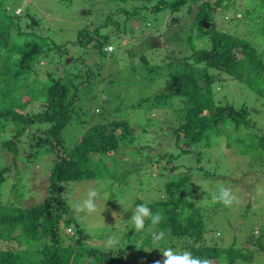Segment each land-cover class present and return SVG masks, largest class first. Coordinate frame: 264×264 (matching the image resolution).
<instances>
[{
	"label": "trees",
	"instance_id": "trees-1",
	"mask_svg": "<svg viewBox=\"0 0 264 264\" xmlns=\"http://www.w3.org/2000/svg\"><path fill=\"white\" fill-rule=\"evenodd\" d=\"M127 1L95 0L98 11L92 17L86 16L88 11H82L87 22L76 31L73 39L57 44L42 34L40 20L28 10L20 16L15 14L18 0L8 3L0 0V134L12 132L16 136L14 139L28 137L32 140L38 133L43 137L42 140L37 138L41 143L36 144V151L40 153L29 157L49 153L51 159L46 197L40 204L25 209L7 208L0 200V264L125 263L130 249L124 240L112 253L106 247L89 245L88 241L97 237L89 236L91 232L82 227L79 213L68 205L64 196L58 201L52 199L61 192H70V184L111 176L116 166H105V159L114 162V155L121 150L120 156L132 160L144 154L138 147L137 135L146 133L147 129L140 132L128 119L110 117L106 106L109 101L101 97L105 96V82L101 77L103 63L106 59L115 63L120 50L126 51L134 62L133 67L145 69L149 79L159 74L164 81L158 93L142 101L151 104V109L155 108L161 114L159 122L163 124L151 128L152 135L156 136L152 139H159L158 135L173 136L174 143L178 144L182 138L187 150L181 149L180 153H192L196 166L207 162L203 161L207 157L205 149L213 146L212 140L224 133L228 123L231 124L230 133H235L237 140L244 138L239 135L242 129H253L256 125L250 120L248 108L220 104L214 87H211L214 78L224 74L246 84L255 93L264 94V49H256L250 40L225 31L216 21L217 12L226 9L242 17L239 12L244 10V0H138L142 7L151 3V12L168 11L175 15L185 10L186 15L181 16L189 17V23L183 25L179 15L175 16L170 18L161 41L156 40V35H148L136 47L138 53L135 49L128 53V49L117 46L108 54L106 47L111 44L109 28L118 29L113 18L119 20L116 16H123L126 22L130 15L136 14L132 10L127 15L126 7L116 4H126ZM261 3L264 11V0ZM248 13L247 8L245 15ZM127 27H122L124 33L133 30L131 26ZM182 47H186L188 53H184ZM140 51L145 54L138 55ZM68 54L71 56L69 63L40 77L38 69L42 62L55 67ZM159 67L163 72L157 71ZM32 102L37 103L35 113L27 111ZM96 103L101 114L94 118L89 111ZM114 110L119 112L120 108ZM148 124L152 125L150 120ZM251 133L256 141L255 149H260L263 154L264 132ZM1 142L14 160L20 156L17 142L11 139ZM142 148H146L149 155L142 162L147 165L142 169L147 172L156 167L155 173L165 182L162 183L161 197L147 203L153 212H160L161 221L153 226L150 220H146L142 232L134 230L127 234L131 245L140 241L135 252L144 248L147 252L158 243L156 249L188 250L193 256L207 258L210 264L248 263L251 255L248 249L244 254L243 248L235 244L217 247L212 238L211 243H207L210 231L200 206L197 207L192 200L194 184L188 166L183 165L185 170L177 174V180L166 181V171L174 173L182 166L162 164L160 154L153 155L149 146ZM101 157H105L103 161ZM168 158L171 162L177 156L170 153ZM8 171L9 168L0 166V185ZM131 224L134 227L132 222L125 227ZM68 228L73 230L72 235L65 234ZM160 231L165 233L164 240L176 239L181 246L152 238V232ZM7 240H15L19 249L3 247L1 243ZM71 242L74 243L72 246Z\"/></svg>",
	"mask_w": 264,
	"mask_h": 264
},
{
	"label": "rangeland",
	"instance_id": "rangeland-1",
	"mask_svg": "<svg viewBox=\"0 0 264 264\" xmlns=\"http://www.w3.org/2000/svg\"><path fill=\"white\" fill-rule=\"evenodd\" d=\"M5 1L8 3L10 0ZM94 1L18 0L15 14L20 16L25 13V10H28L33 17L40 20L42 34L60 44L66 39H73L76 31L87 22L86 16L92 17L98 11V5ZM261 1L263 0H244V10L239 12L242 17L232 10L218 11L216 14L217 25L239 38L250 40L256 49L257 47L264 49V19L262 18L264 11L260 7ZM116 4L120 7L125 6L128 11L127 15L131 14L132 10L136 14L130 15L126 22L123 16H116L119 20L113 18L116 21L113 23H118L117 28H121L119 33L115 27V29L109 28L111 44L106 47L108 54L112 53L117 46L124 50L128 49V53L131 49H135V52L138 53L139 50L136 47L148 35H156V40L161 41L170 18L179 15L183 25L188 24L190 20L189 17L181 16V14L186 15L185 10L175 15H171L168 11L151 12V3L149 2L145 3V7H142L138 0H128L126 4L120 2ZM247 8L249 13L245 15ZM140 9H142L141 12H139ZM82 11H88L87 15L85 16ZM237 17L239 18L237 19ZM125 25L126 28L131 26L133 30L124 33L122 27ZM205 41L208 39L206 38ZM115 42H117L116 45ZM182 49L184 53H188L186 47H182ZM141 53L140 51L138 55ZM117 56L115 63H111L107 59L103 63L101 77L105 82L103 85L105 96L101 97L109 101L106 106L107 114L110 117L126 118L131 125L140 129V132L147 129L146 133L137 135L139 137L138 147L143 150L144 154L138 156L136 161L128 156L126 158L120 156L123 151L121 150L114 155V162L105 159L107 162L105 166H116L115 172L111 176L70 184L68 185L72 186L70 192H61L52 199L58 201L64 196L68 205L73 208L74 202L86 196V190L89 187L96 188L100 193L98 208L101 211L91 215L79 213L81 216L79 222L82 227L91 232L89 236L97 237L89 240L88 244L105 247L107 237L115 234L119 237V245L106 249L111 253L115 252L124 240L127 249H130L124 264H154L155 260L161 259L163 251L155 248L158 243L154 245V248L147 249V252H144L146 248L135 252L140 241L135 246L131 245V240L127 241V234L133 232L135 228L132 227V224L125 227L127 223L132 222L130 219L132 210L138 204H147L161 197L164 178L155 173L156 167L154 166L147 172L142 169L147 166L142 162L146 156H149L145 148L149 146V149L153 150V155L160 154L162 156V164L172 167L182 166L174 173L166 171L164 174L166 181L177 180V174L185 170L183 165L188 166L187 168L193 176L191 181L194 184L192 200L195 205H198H196L197 207L200 206L206 227L210 231L207 243L210 244L212 238L211 240L216 242L217 247H229L235 244V246L243 248L244 254H247L245 249L250 250L249 262L245 264H264V153L262 154L258 148L255 149L256 141L252 138L254 134L251 133L253 131L264 132V94H257L246 84L238 83L224 74H218L219 76L214 78L211 87H214L215 96L219 99L220 104L231 103L234 107L245 106L250 112V120L256 125L253 129H242L239 135L244 138L237 140L234 138L236 137L235 133H230L231 124L228 123L224 133L212 140L213 146L205 149L207 157H204L203 161L207 162L196 166L194 159L191 158L192 153L190 155L180 153L181 149L187 150V147L183 146L182 138L178 144L174 143L173 136L158 135L159 139H152L156 136L152 135L153 129L151 128L163 124L159 122L161 114L155 108L151 109V104L142 101L158 93L164 84L163 79L159 74L149 79L145 69L143 70L139 66L133 67L134 62L128 58L129 55L126 51L121 52L120 50ZM70 57V54L65 55L55 67L42 62L38 69L40 77L54 68L58 70L61 65L69 63ZM96 58L93 59V62ZM157 71L163 72L161 67ZM117 107L120 108L119 112L114 110ZM27 111L35 113L37 103L32 102ZM99 114H101V110L96 103L90 108L89 115L97 118ZM146 119H149L152 125L148 124L149 120ZM230 136L231 138L228 139ZM15 137L12 132L0 134V166L9 168L5 181L0 185V200L7 208L25 209L40 204L46 197L45 190L51 159L48 157L49 153L30 158L34 153H40L36 151V144L41 143L37 138L42 140L43 137H39L38 133L32 140L28 137L14 139ZM6 139H11L14 143L17 142L20 156L15 160L12 158V154L2 147L1 141ZM170 153L172 156H177L171 162L168 158ZM104 158L101 157V161ZM199 180L204 182H199ZM220 187L232 189L237 195V202L230 207L212 202L211 194L218 192ZM72 233L71 228L65 229V234L72 235ZM151 235L154 238L155 232H152ZM161 241L181 246V242L176 239ZM70 244L72 246L74 243ZM1 245L14 250L20 247L15 240L4 241Z\"/></svg>",
	"mask_w": 264,
	"mask_h": 264
},
{
	"label": "clouds",
	"instance_id": "clouds-1",
	"mask_svg": "<svg viewBox=\"0 0 264 264\" xmlns=\"http://www.w3.org/2000/svg\"><path fill=\"white\" fill-rule=\"evenodd\" d=\"M99 197L100 193L98 190L94 187H89L86 190V196L74 202L72 207L77 213H85L88 215L97 213L101 211V209L98 208ZM211 200L214 203H221L225 207H230L237 202V195L228 187H220L218 192L211 194ZM103 210L106 211V209ZM130 219L135 230L142 232L146 220H150L152 225L155 226L161 221L162 216L159 211L153 212L148 204L142 203L132 210ZM164 237L165 233L160 231L155 234L154 239L160 241L163 240ZM119 242L118 235H109L105 241V247L109 249L115 248L119 245ZM154 264H210V261L207 258L193 256L188 250L177 252L172 248H166L161 253V259L155 260Z\"/></svg>",
	"mask_w": 264,
	"mask_h": 264
}]
</instances>
